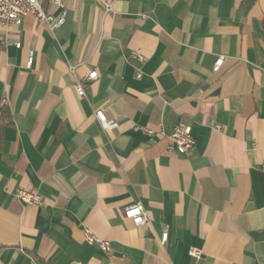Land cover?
<instances>
[{
    "label": "crops",
    "instance_id": "0c3cea01",
    "mask_svg": "<svg viewBox=\"0 0 264 264\" xmlns=\"http://www.w3.org/2000/svg\"><path fill=\"white\" fill-rule=\"evenodd\" d=\"M45 8L64 13L54 31L0 27V264H264V0ZM179 124L191 155L168 149ZM136 202L145 225L124 215Z\"/></svg>",
    "mask_w": 264,
    "mask_h": 264
},
{
    "label": "built area",
    "instance_id": "2783aa9c",
    "mask_svg": "<svg viewBox=\"0 0 264 264\" xmlns=\"http://www.w3.org/2000/svg\"><path fill=\"white\" fill-rule=\"evenodd\" d=\"M65 0H0V27H19L22 25L24 19L28 15H32L38 22L46 24L52 31L60 27L64 23V13L59 17H56L52 13L46 10V4H53L57 7H64ZM108 11L112 10V5H106ZM1 45L8 44L6 36H0ZM17 47L21 46L20 42H16ZM34 51L29 50L28 64L31 65L33 61ZM132 57L144 61L146 59L144 53L141 50L134 51ZM224 62V56H219L214 65V71H218ZM98 72L93 70L89 72L86 77L88 81H94L98 79ZM77 91L80 95H84V87L82 81H77ZM96 117L99 120L104 130H113L117 128L118 122L113 119H108L103 110L96 111ZM148 134H152L153 131L147 129ZM169 150H176L185 155H191L194 151L195 140L191 135V127L189 125L179 124L174 131L168 135ZM262 169L264 170V162L262 163ZM16 197L23 203L28 205H43V196L35 189H19L16 193ZM124 215L126 218L133 221L137 226L145 225L149 222V215L145 207L141 202H136L128 205L124 208ZM86 240L89 244L98 245L103 251H110V244L108 240L101 239L95 235L90 229L84 230ZM168 229L164 228L161 236V242L164 244L168 239ZM192 254L199 256L198 251H192ZM29 264H38L32 255H29Z\"/></svg>",
    "mask_w": 264,
    "mask_h": 264
}]
</instances>
